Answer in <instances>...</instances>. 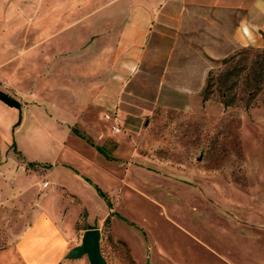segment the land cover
Returning a JSON list of instances; mask_svg holds the SVG:
<instances>
[{
  "label": "crops",
  "instance_id": "0c3cea01",
  "mask_svg": "<svg viewBox=\"0 0 264 264\" xmlns=\"http://www.w3.org/2000/svg\"><path fill=\"white\" fill-rule=\"evenodd\" d=\"M50 2L44 29L61 32L48 46L57 55L18 60L47 65L49 78L32 82L35 92L27 98L0 87L21 104L18 109L0 100V111H7L0 113V171L13 177L38 170L32 185L8 189L31 220L17 246L24 264H59L81 243L72 244L78 234L100 229L111 213V224H130L107 195L120 186L124 162L132 157L111 130L137 128L159 107L181 110L189 94L173 88L165 96L162 82L170 66L188 63L181 59H190L198 43L206 50L207 42L211 48L217 42L216 54H204L225 57L247 37L260 42L264 34V0H45V6ZM8 76L0 71L5 82Z\"/></svg>",
  "mask_w": 264,
  "mask_h": 264
},
{
  "label": "rangeland",
  "instance_id": "374dc122",
  "mask_svg": "<svg viewBox=\"0 0 264 264\" xmlns=\"http://www.w3.org/2000/svg\"><path fill=\"white\" fill-rule=\"evenodd\" d=\"M47 8L52 3L46 7L45 0H0V71L10 74L6 82L0 77V87L23 98L35 92L32 82L45 84L50 73L47 65L19 58L57 55L48 46L62 34L45 31ZM198 44L190 59H181L188 63L170 66L162 82L165 96L173 88L189 94L181 110L159 107L137 128L111 130L132 157L120 186L107 193L113 210L130 223L100 225L108 264H264V95L250 108L243 101L225 107L218 93L202 102L209 73L223 71L222 61L236 53L263 49L264 36L260 42L247 37L225 57L204 54H216L217 42L212 48L207 42L206 50ZM33 171L13 177L0 171V264H24L17 246L31 220L8 189L32 185Z\"/></svg>",
  "mask_w": 264,
  "mask_h": 264
},
{
  "label": "trees",
  "instance_id": "16d2710c",
  "mask_svg": "<svg viewBox=\"0 0 264 264\" xmlns=\"http://www.w3.org/2000/svg\"><path fill=\"white\" fill-rule=\"evenodd\" d=\"M252 51V49L243 50L224 59L222 64L225 69L223 71L216 72L214 70L209 73L202 92L204 104L218 93L225 107L234 106L239 101H243L246 108L255 105L253 102L264 95V48ZM0 100L10 107L21 108V104L17 100L2 91H0ZM19 124L20 121L17 125ZM75 132L77 131L75 130ZM87 141L90 142L89 139ZM28 167L33 168L34 164H29ZM113 215L111 213L105 220L106 227L111 225ZM85 217L86 213L83 212L81 219L84 220ZM77 228L81 229V225L79 224Z\"/></svg>",
  "mask_w": 264,
  "mask_h": 264
},
{
  "label": "water",
  "instance_id": "95a60500",
  "mask_svg": "<svg viewBox=\"0 0 264 264\" xmlns=\"http://www.w3.org/2000/svg\"><path fill=\"white\" fill-rule=\"evenodd\" d=\"M102 232L98 228L84 232L81 243L70 250L66 258L78 260L87 257L89 264H108L101 250Z\"/></svg>",
  "mask_w": 264,
  "mask_h": 264
},
{
  "label": "bare ground",
  "instance_id": "6f19581e",
  "mask_svg": "<svg viewBox=\"0 0 264 264\" xmlns=\"http://www.w3.org/2000/svg\"><path fill=\"white\" fill-rule=\"evenodd\" d=\"M0 109H1V108H0ZM4 110H5V109H4ZM2 112H3V110H2ZM2 112L0 111L1 115L3 114ZM5 112H7V111H5ZM5 112H4V114H5V116H6V113H5ZM4 114H3V115H4ZM1 115H0V117H2ZM3 119L6 120L5 117H4ZM3 119H2L1 121H3ZM3 122H4V121H3ZM6 123H7V122H4V124H6ZM6 125H8V124H6ZM6 125H4V127H5ZM2 126H3V125H2ZM0 127H1V126H0ZM5 128H6V127H5ZM3 131H4V130H3ZM5 132H6V130H5Z\"/></svg>",
  "mask_w": 264,
  "mask_h": 264
},
{
  "label": "built area",
  "instance_id": "2783aa9c",
  "mask_svg": "<svg viewBox=\"0 0 264 264\" xmlns=\"http://www.w3.org/2000/svg\"><path fill=\"white\" fill-rule=\"evenodd\" d=\"M109 118V117H108ZM115 130H118V127H114ZM48 186V183H45L44 184V187H47Z\"/></svg>",
  "mask_w": 264,
  "mask_h": 264
}]
</instances>
